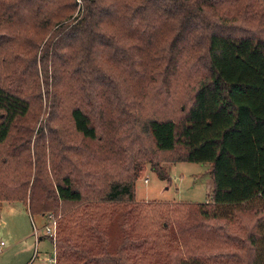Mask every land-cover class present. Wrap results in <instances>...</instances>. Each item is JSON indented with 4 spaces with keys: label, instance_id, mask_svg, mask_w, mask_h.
Listing matches in <instances>:
<instances>
[{
    "label": "trees",
    "instance_id": "obj_1",
    "mask_svg": "<svg viewBox=\"0 0 264 264\" xmlns=\"http://www.w3.org/2000/svg\"><path fill=\"white\" fill-rule=\"evenodd\" d=\"M208 5L219 9L210 22ZM261 13L264 0H0V203L17 200L31 214L60 216L56 264H256L264 241ZM38 51L44 66L72 69L70 118L99 144L84 158L65 155L74 147L63 142L47 151L30 145L23 123L31 96L41 92ZM148 51L162 52L153 64L180 51V66L204 51L207 74L191 97L181 96L188 103L177 116L176 108L168 117L150 115L122 90L126 78L144 83L139 69L152 64ZM131 66L139 68L128 72ZM162 152L211 163L213 190L209 201L181 204L173 223L148 227L136 183L149 162L170 179L157 160ZM124 153L125 167L113 169L114 156ZM237 208L260 215L250 227L230 229L226 220ZM115 223L123 232L116 240L107 234ZM232 247L254 256L223 251Z\"/></svg>",
    "mask_w": 264,
    "mask_h": 264
},
{
    "label": "rangeland",
    "instance_id": "obj_2",
    "mask_svg": "<svg viewBox=\"0 0 264 264\" xmlns=\"http://www.w3.org/2000/svg\"><path fill=\"white\" fill-rule=\"evenodd\" d=\"M213 6L205 7L204 21L210 22L212 19H217L219 9ZM224 9H226L225 5L222 6L221 13ZM260 15L264 17L262 13ZM222 21L226 24L230 23L224 18ZM203 52L196 51L195 56L190 58V62L187 58V66L186 63L180 66V51H175L176 57L168 64L167 61L163 64H153L155 60L159 61L162 52L148 51L143 56L145 59H152V64L149 66L148 63L145 70L143 67L139 69L144 73V83L137 79V76L134 78L136 79L134 83L126 78L122 83V90L126 91L127 95H135V99L142 101L145 104L143 111L148 110L150 115L168 117L176 108L172 116H177L178 114H175L188 103H183L181 96L191 97L200 75L207 74V68L203 66V57L199 56ZM40 54L41 51H38L37 80L41 92L40 95L31 94L33 108L23 123L29 127L30 145L36 146L38 151H47L51 145H60L63 142L74 147L70 152L66 150L65 155L77 159L84 158L90 151H95L99 144L76 132L70 118L69 107H71L72 99L69 88L73 87L74 78L72 69L70 66H65L67 74H62L55 71L53 66H49L50 62L44 66L40 61ZM133 68L139 67L131 66L128 72ZM189 68L195 71L192 73ZM182 69L185 70L182 72ZM102 156L99 152L95 155L96 164L100 165ZM173 156H175L173 152L157 153L159 165L166 174L170 175V179H162L149 162L146 164L143 177L137 180L135 200L145 204L143 212L146 217L145 226L149 227L154 223L161 225L164 220L173 223L175 217L183 213L181 204L210 200L213 190L212 164L171 160L170 158H175ZM105 162L107 163L106 159ZM112 162L116 163L112 165L113 169L118 170L119 165L124 168L127 163L126 153L114 156ZM48 213H52L59 224L60 216H56L54 210ZM231 213L230 219L226 220L230 229L231 227L236 229L241 225L250 227L260 215V213H254L253 209L241 210L240 208ZM46 215L31 214L21 201L5 200L0 203V243L4 242L0 248V264H56V242L59 229L57 228L55 238L46 234L45 224L48 222ZM109 233L114 235L113 238L116 240L123 234L121 225L115 223L110 231L107 230L110 237ZM260 242L256 264H264V241ZM235 250L237 248L232 247L223 251L231 253ZM215 251L211 250V253ZM236 252L244 259L254 256L247 247Z\"/></svg>",
    "mask_w": 264,
    "mask_h": 264
},
{
    "label": "built area",
    "instance_id": "obj_3",
    "mask_svg": "<svg viewBox=\"0 0 264 264\" xmlns=\"http://www.w3.org/2000/svg\"><path fill=\"white\" fill-rule=\"evenodd\" d=\"M146 180L148 179L146 178ZM46 216L48 217V222L45 224L46 234L55 238L57 234L58 220L52 213H48ZM3 245L4 242L2 241L0 243V248H2Z\"/></svg>",
    "mask_w": 264,
    "mask_h": 264
},
{
    "label": "crops",
    "instance_id": "obj_4",
    "mask_svg": "<svg viewBox=\"0 0 264 264\" xmlns=\"http://www.w3.org/2000/svg\"><path fill=\"white\" fill-rule=\"evenodd\" d=\"M28 212V211H27ZM43 216V215H42ZM41 238V237H40ZM50 260H51V258H50Z\"/></svg>",
    "mask_w": 264,
    "mask_h": 264
}]
</instances>
